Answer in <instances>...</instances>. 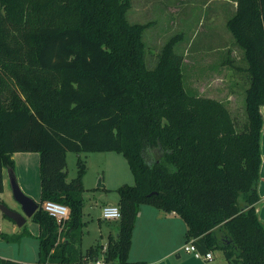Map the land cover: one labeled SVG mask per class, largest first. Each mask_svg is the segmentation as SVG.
<instances>
[{
	"label": "trees",
	"instance_id": "trees-1",
	"mask_svg": "<svg viewBox=\"0 0 264 264\" xmlns=\"http://www.w3.org/2000/svg\"><path fill=\"white\" fill-rule=\"evenodd\" d=\"M226 22L247 61L246 119L224 101L185 85L182 34L167 40L154 67L132 0H0V192L17 151H38L40 260L1 264H84L100 257L81 242L84 162L68 180L67 152H122L135 177L118 188L122 216L108 264L128 262L141 205L180 215L203 252L230 264H264L257 211L264 116V0H235ZM150 47V46H148ZM240 68V67H238ZM64 203L63 224L43 207ZM1 237H9L1 234ZM104 248V246H103Z\"/></svg>",
	"mask_w": 264,
	"mask_h": 264
},
{
	"label": "rangeland",
	"instance_id": "rangeland-1",
	"mask_svg": "<svg viewBox=\"0 0 264 264\" xmlns=\"http://www.w3.org/2000/svg\"><path fill=\"white\" fill-rule=\"evenodd\" d=\"M203 1L204 0H169L171 7H173V9L178 8V11H176L178 15H180H177L178 17H176V20L173 22L168 18H161V22L163 23L153 25L144 32V38L148 46H150H147L146 55L148 66L154 67L156 65L160 48L167 40L176 34H182V39L178 42L176 49L180 53H183L184 57L186 51L187 53L192 52L196 50L198 46H215V44H222L220 41L219 43H209L211 41H208L207 38L210 36L212 30L218 29L221 31L227 28V13L225 14L226 17H224V12L225 10L227 11L229 7L221 6L223 0H221V2L210 0L211 2L206 5L208 8H205L202 3ZM218 2L220 4L216 6ZM192 3H194L195 6H193ZM140 4V0H132V8L128 11V18L130 21L144 23L153 20V18L157 16L153 15L156 12H152L150 9L145 10L142 6V10L136 11V6L138 5L137 7H140ZM215 9H217V12ZM214 14L217 16H215V23L212 24L210 23V18ZM236 50L237 52L233 57H237L236 61L240 64V59L243 56L242 49L237 46ZM192 56L191 53L190 56L187 57L188 60L185 67L184 80L186 87L192 92L199 94L205 89L206 93H210L212 90L218 88L220 92L215 95H219L223 98H226L230 92H234V97H238V101L235 98H231L232 104L228 106L232 113L236 115L238 122L242 125L246 119L245 92L243 91L245 87L243 85L248 84L247 74L244 73L241 68L236 69V67L231 70L235 80L234 86L219 85L215 82L214 85H198V75L194 72ZM228 68H226V70L223 69V73L220 76H226L227 74L231 75V72H228L230 71ZM226 80L224 82L225 84L227 83ZM79 159L85 164V171L82 179L85 188L83 216L86 223L83 227L84 234L81 242V250L83 253H86L91 248L101 246L99 255L102 257L106 255V253L103 252V246H107L108 244V235L111 232L115 233L119 225V219H117V221H109L102 218L103 207L105 204H118L120 199L118 188L125 183L134 184L135 177L126 156L122 152L113 150H85L67 152L68 180L73 179L77 175V163ZM40 200L41 191L34 197V201L39 203ZM0 202H4L13 209L17 208V211H22V209L15 204L18 203V201L15 197L12 185L8 190L0 192ZM38 230L39 224L32 218H28L25 225L18 226L17 223L12 218L8 217L0 208V235L2 233H7L14 238L10 241L0 238V260L9 258L29 263L37 262L40 258L37 240ZM20 233H25L26 236L19 239L20 237L18 234ZM89 264L94 263L92 261Z\"/></svg>",
	"mask_w": 264,
	"mask_h": 264
},
{
	"label": "crops",
	"instance_id": "crops-1",
	"mask_svg": "<svg viewBox=\"0 0 264 264\" xmlns=\"http://www.w3.org/2000/svg\"><path fill=\"white\" fill-rule=\"evenodd\" d=\"M185 1V0H182ZM219 1L221 0H214ZM140 7L136 6V11H140L141 6L145 10L156 12L153 15H157L153 18L154 24L158 25L161 22V18L170 19L172 22L178 17V8L173 9L169 0H140ZM194 2V1H193ZM210 0H204L203 6H206ZM216 6H218L220 3ZM223 7H229L228 10L224 12L227 13L226 22L230 16H232L237 8V3L235 0H223L221 2ZM153 5V6H152ZM193 6L194 3H192ZM143 9V10H144ZM226 9V8H225ZM175 10V11H174ZM177 10V11H176ZM217 12V9H215ZM144 12V11H143ZM175 15V16H174ZM178 15V16H177ZM216 14L212 15L210 18V23H215ZM225 26V24H224ZM227 27V26H226ZM223 30H212L210 36L207 38L209 43H219L212 46L204 45L198 46L196 50L187 53H184V62H183V73L185 74V67L187 65L188 56L192 53L193 57V67L194 72L198 75V85H214V82L219 85H233L235 84L234 75L231 72L232 68L238 69L246 68L247 61L244 56L240 59V64L237 63V57H233L236 54L237 44L232 33L227 29ZM232 44V45H231ZM222 45V46H218ZM189 48V46H188ZM240 48V47H239ZM243 53V51H242ZM183 54V53H182ZM244 55V54H243ZM228 65V67H227ZM226 66V67H225ZM228 68L231 72L226 76L222 75L223 69ZM246 73L245 70H243ZM215 75V76H214ZM185 76V75H184ZM232 77V78H231ZM227 79V80H226ZM225 80L227 83L225 84ZM249 85V80L247 85H243L245 92V105H246V90ZM234 86V85H233ZM220 89L216 88L210 93H206V89L201 91V95L210 96L213 98L220 99L225 102L228 106L232 104L231 100L238 97H234L235 93L230 92L226 98H223L219 95ZM230 96V97H229ZM230 98V99H229ZM232 98V99H231ZM229 107V106H228ZM261 112L264 116V104L261 106ZM261 151H262V162L260 167V180H259V193L260 201L257 204V211L261 220L264 222V128L261 136ZM14 164L11 168L10 166H4L3 176H4V191L13 184L20 186L21 190L34 199L41 189V169H40V153L38 151H17L13 154ZM18 207H21L20 203H15ZM106 205V204H105ZM17 209V208H16ZM15 209V210H16ZM19 211V210H18ZM20 212H23L20 211ZM32 218V217H28ZM27 218V221H28ZM103 218V217H102ZM107 220V219H106ZM26 221V222H27ZM109 221H117L109 220ZM39 224V223H38ZM18 225V224H17ZM25 225V224H23ZM22 225V226H23ZM19 226V225H18ZM41 232V227L39 225V230L37 234V240L39 244L38 235ZM118 227L116 228L115 233L111 234L118 235ZM11 239H14L12 235L7 233H2ZM21 239L26 236L25 233L18 234ZM0 238L1 237L0 235ZM7 240V238H4ZM188 237V225L186 221L177 213H170L164 210H161L150 204H143L140 207L137 221L133 230L132 245L128 256V262L123 264H230V262L224 257L221 250L213 251L214 257L211 260H207L202 257H197L185 250L184 246L190 241ZM40 256V255H39ZM9 259V258H4ZM14 260V259H11ZM40 260V258H39ZM38 260V261H39ZM18 261V260H15ZM37 261V262H38ZM91 261L85 262L84 264H89ZM25 262V261H21ZM29 263V262H25ZM36 263V262H33ZM94 263V261H93ZM95 264V263H94Z\"/></svg>",
	"mask_w": 264,
	"mask_h": 264
},
{
	"label": "built area",
	"instance_id": "built-area-1",
	"mask_svg": "<svg viewBox=\"0 0 264 264\" xmlns=\"http://www.w3.org/2000/svg\"><path fill=\"white\" fill-rule=\"evenodd\" d=\"M44 209L57 221L63 224L70 216V208L68 205L57 202L54 200H46L43 204ZM122 216L121 207L118 204H106L103 207L102 217L107 220L120 219ZM107 246H104L103 252L106 253ZM185 250L191 252L197 257H202L207 260H211L214 257L213 251L203 253L198 246L195 244L194 239H191L185 246ZM106 256L98 257L94 260L95 264H108L106 261Z\"/></svg>",
	"mask_w": 264,
	"mask_h": 264
},
{
	"label": "water",
	"instance_id": "water-1",
	"mask_svg": "<svg viewBox=\"0 0 264 264\" xmlns=\"http://www.w3.org/2000/svg\"><path fill=\"white\" fill-rule=\"evenodd\" d=\"M14 194L17 201L20 203L23 212L17 211L9 207L4 202H0V208L10 218H12L19 226L26 223L28 217H32L33 214L39 208V203L34 201L33 198L25 194L19 185L13 184Z\"/></svg>",
	"mask_w": 264,
	"mask_h": 264
}]
</instances>
